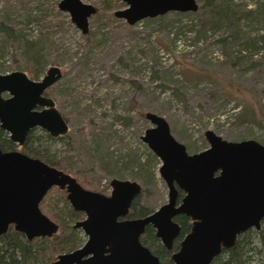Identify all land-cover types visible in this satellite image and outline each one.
<instances>
[{
  "label": "rangeland",
  "instance_id": "374dc122",
  "mask_svg": "<svg viewBox=\"0 0 264 264\" xmlns=\"http://www.w3.org/2000/svg\"><path fill=\"white\" fill-rule=\"evenodd\" d=\"M59 1L0 0V75L25 72L30 45L41 69L32 80L60 69L45 95L68 132L49 151L59 165L84 172V183L76 178L85 189L108 195L111 180H128L141 186L140 207L167 202L161 162L141 141L152 127L146 113L165 119L188 154L209 147L206 131L264 145V0H216L209 8L197 0L195 13L132 26L113 15L123 2L84 0L97 10L88 20L91 41Z\"/></svg>",
  "mask_w": 264,
  "mask_h": 264
},
{
  "label": "water",
  "instance_id": "95a60500",
  "mask_svg": "<svg viewBox=\"0 0 264 264\" xmlns=\"http://www.w3.org/2000/svg\"><path fill=\"white\" fill-rule=\"evenodd\" d=\"M84 0H60L57 8L67 13L82 35L96 8ZM126 4L113 13L128 25L170 12L195 13L197 0H117ZM62 77L50 67L34 81L23 72L0 75V129L9 140L23 146L27 134L38 127L50 137H62L68 124L45 95ZM3 93L8 98L2 97ZM37 108H40L37 110ZM152 125L141 141L160 160L158 169L167 187V203L139 219L121 220L140 194L134 181L113 179L110 195L84 190L69 174L18 151L0 149V236L10 226L31 241L52 237L58 225L46 217L39 204L46 193L57 188L66 192L69 206L85 216L74 228L87 237L78 249L63 253L49 264H161L142 246L139 238L151 225L166 248L179 234L172 218L192 220L191 231L172 255L174 264H211L222 248L233 247L238 235L260 228L264 217V145L254 140L229 142L206 131L208 149L189 155L172 136L165 119L146 113ZM177 188L184 193L177 203Z\"/></svg>",
  "mask_w": 264,
  "mask_h": 264
},
{
  "label": "trees",
  "instance_id": "16d2710c",
  "mask_svg": "<svg viewBox=\"0 0 264 264\" xmlns=\"http://www.w3.org/2000/svg\"><path fill=\"white\" fill-rule=\"evenodd\" d=\"M201 1L204 3L203 7L209 8L213 6L216 0ZM2 29L5 30L8 37L12 36V32L9 29ZM84 38L87 41H91L89 35H85ZM36 55L37 51L31 45L26 49L24 55L28 63L24 71H26L31 79H38L41 73ZM35 63L38 64V67ZM62 138H53L45 132L39 134V132L33 130L27 136L25 144L20 150L30 157L40 159L50 166L70 173L72 171L59 165L49 151V142ZM12 146L11 142L5 138L4 133L0 131V149L7 151ZM72 173L75 178H80L84 172L76 170ZM82 182L84 183L83 180ZM92 188L94 189V187ZM138 201L137 197L131 203L128 215L130 218L144 217L152 212L144 207H140ZM39 208L46 217L58 225L57 233L50 238H34L28 241L23 234L15 231L10 226L8 231L0 236V264H49L59 254L73 251L84 243L81 231L73 228L75 222L83 219V214L74 211L69 206L63 190L57 188L49 190L40 203ZM176 221L180 225L181 236L189 231L190 224L188 218L179 216L176 218ZM156 240L151 227H146L144 235L141 237V243L148 247L152 253L156 254L160 260L168 258L169 252L161 245L156 244ZM255 257L261 258L264 261V219L259 231L248 230L237 237L233 247L221 251L220 255L216 256L211 264H252L257 260Z\"/></svg>",
  "mask_w": 264,
  "mask_h": 264
},
{
  "label": "flooded vegetation",
  "instance_id": "af4514ba",
  "mask_svg": "<svg viewBox=\"0 0 264 264\" xmlns=\"http://www.w3.org/2000/svg\"><path fill=\"white\" fill-rule=\"evenodd\" d=\"M14 72H20V71H14ZM21 72H23V71H21ZM24 74H26V76L28 77V78H30L29 77V75L26 73V71L25 72H23ZM31 79V78H30ZM48 90V89H47ZM4 94H6L7 96L6 97H4L3 95ZM46 94V93H45ZM2 97L4 98V99H7L9 96H8V94L7 93H3L2 94ZM40 108H37V110H39ZM67 123V122H66ZM68 124V123H67ZM36 131V132H39V134H41V133H43V132H45V131H43L42 129H40V128H38V127H36V128H34V129H32L31 131ZM0 131H2L3 133H4V136H5V138L9 141V142H11L10 140H9V138H8V134L6 133V132H4L3 130H1L0 129ZM30 131V132H31ZM29 132V133H30ZM29 133L27 134V136L29 135ZM46 133V132H45ZM63 137V136H62ZM27 138V137H26ZM58 138V137H57ZM26 141V140H25ZM11 144L13 145L12 146V148L10 149V150H7V151H3V152H9V151H18V152H20V153H22V154H24L21 150H20V148H22L23 146H17L16 144H14V143H12L11 142ZM25 144V143H24ZM208 149V148H207ZM206 149V150H207ZM205 151V150H204ZM203 152V151H202ZM200 153V152H199ZM194 154H197V153H194ZM26 155V154H25ZM189 155H192V154H189ZM28 156V155H27ZM28 157H30V156H28ZM30 158H33V157H30ZM35 159H37V158H35ZM38 160H40V159H38ZM41 161V160H40ZM43 162V161H42ZM45 163V162H44ZM47 164V163H46ZM161 166V165H160ZM57 169V168H56ZM59 170V169H58ZM60 171H62V170H60ZM64 172V171H63ZM65 173V172H64ZM159 173V172H158ZM66 174H68V173H66ZM70 175V174H69ZM71 177H73L72 175H70ZM74 178V177H73ZM75 179V178H74ZM76 180V179H75ZM76 182L84 189V190H87V191H91V190H88V189H85L77 180H76ZM164 182V181H163ZM140 188H141V186H140ZM167 188V187H166ZM51 190V189H50ZM64 191V190H63ZM111 191V190H110ZM110 191H109V194L108 195H105L103 192H97V191H91V192H97V193H100V194H102V195H105V196H109L110 195ZM177 191H178V198H177V203L179 204L180 203V201H181V199H182V197L184 196V193L182 192V191H180L178 188H177ZM65 192V191H64ZM167 192H168V190H167ZM140 193H141V191H140ZM47 194V193H46ZM65 194H66V192H65ZM140 195V194H139ZM45 197V196H44ZM44 197H43V199H44ZM42 199V200H43ZM42 200H41V202H42ZM167 200H168V198H167ZM40 202V203H41ZM167 203V202H166ZM165 203V204H166ZM69 204V203H68ZM164 205V204H163ZM39 206H40V204H39ZM161 207V206H160ZM159 207V208H160ZM158 208V209H159ZM40 209V208H39ZM130 209H131V206H130ZM130 209H129V211H130ZM158 209H156V210H158ZM156 210H154V211H156ZM154 211H152L151 213H153ZM80 213H82V212H80ZM150 213V214H151ZM83 214V213H82ZM128 215H129V213H128ZM125 216L124 218H119V221H121V220H133V219H139V218H143V217H139V218H130L129 216ZM149 215V214H148ZM147 216V215H146ZM179 216H183V215H178V216H175L174 218H172V221L174 222V223H176L178 226H179V229L181 230V228H180V225H179V223L176 221V218L177 217H179ZM145 217V216H144ZM183 217H186V216H183ZM186 218H188V217H186ZM85 219V216H84V214H83V219L82 220H80V221H83ZM189 219V224H190V228H189V231L187 232V233H185L184 235H182L181 236V234H180V231H179V234L173 239V241H172V243H171V247L168 249V248H166L163 244H162V242H161V240L159 239V238H157L156 236H155V230H154V228L151 226V225H148V226H150L151 227V229L153 230V233H154V237L157 239L156 241V244H159V245H161L166 251H168L169 252V257L168 258H163L162 260H160V258L156 255V254H154V253H152V251L148 248V247H146V246H144L142 243H141V237L144 235V232H145V229H146V227H148V226H146L145 227V229H144V232L142 233V235L140 236V238H139V242H140V244L142 245V246H144L145 248H147L150 252H151V254L152 255H154L155 257H157L158 258V260H159V262L161 263V264H174L173 263V261H172V255L173 254H175L176 252H178L179 251V249H180V243H181V241L184 239V237L191 231V227H192V220L190 219V218H188ZM263 219H264V217H263ZM263 219L261 220V222H260V228H261V225H262V221H263ZM52 221V220H51ZM80 221H77V222H80ZM77 222H75L74 223V225L77 223ZM74 225H73V228H74ZM260 228L258 229V230H256L255 228H251V229H248V230H255V231H259L260 230ZM74 229H76V230H80L81 231V233H82V235H83V237H84V243L86 242V240H87V237L84 235V233H83V231L81 230V229H77V228H74ZM247 230V231H248ZM246 232V231H245ZM245 232H243V233H245ZM242 233V234H243ZM242 234H240V235H242ZM55 235V234H54ZM240 235H238L237 237H239ZM237 237H236V239H237ZM236 239H235V241H236ZM83 243V244H84ZM235 243V242H234ZM82 244V245H83ZM81 245V246H82ZM80 246V247H81ZM80 247H78V248H80ZM78 248H76V249H78ZM76 249H74V250H76ZM228 249H230V248H228ZM223 250H226L225 248H222L221 249V251H223ZM221 251H220V253H221ZM70 252H72V251H70ZM67 253H69V252H67ZM220 253H219V255H220ZM63 254V253H62ZM60 255V254H59ZM57 258V257H56ZM55 258V259H56ZM165 260H167V262H165ZM54 261V260H53ZM52 261V262H53ZM51 263V262H50Z\"/></svg>",
  "mask_w": 264,
  "mask_h": 264
}]
</instances>
